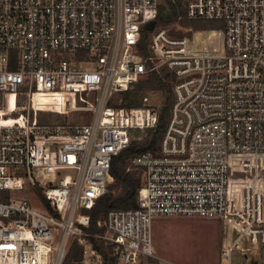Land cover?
Listing matches in <instances>:
<instances>
[{
    "label": "built area",
    "instance_id": "obj_1",
    "mask_svg": "<svg viewBox=\"0 0 264 264\" xmlns=\"http://www.w3.org/2000/svg\"><path fill=\"white\" fill-rule=\"evenodd\" d=\"M159 3L0 0V264H63L71 241L88 244L113 155L158 116L147 95L134 105L120 94L160 66L172 100L158 147L130 159L137 204L108 209L95 235L114 264H144L159 257L155 217L213 218L219 264L233 251L264 264V0H185L187 18L220 21L216 45L146 29ZM40 110L91 116L40 122Z\"/></svg>",
    "mask_w": 264,
    "mask_h": 264
},
{
    "label": "rangeland",
    "instance_id": "obj_2",
    "mask_svg": "<svg viewBox=\"0 0 264 264\" xmlns=\"http://www.w3.org/2000/svg\"><path fill=\"white\" fill-rule=\"evenodd\" d=\"M173 1L176 4L181 3L184 8L185 0ZM159 7L162 14L169 12L166 0H160ZM158 27L164 28L172 35L196 36L198 40H201V38L206 42L211 40L210 42L216 45L219 43L216 30L221 28V24L220 21L214 19H190L181 13L174 19L159 23ZM145 77L140 78L128 90V93L125 92L120 94V96L128 104L138 105L142 102V96L147 95L150 104L159 108L158 106L162 105L161 102L165 98V93L157 88L151 80H145ZM2 99L3 97L0 93V107L3 105ZM23 100L24 98L21 97L19 101ZM132 101L133 103H131ZM20 108L17 107L16 110ZM90 116L88 111L58 113L40 110L37 112V118H39L40 122L49 123L83 122L88 121ZM9 118H12V116H9ZM2 119L4 117H0V120ZM143 131V128L132 130L130 139L140 138ZM109 182H113V177H111ZM108 185L105 191L108 190ZM152 237L157 255L160 253L163 256L178 259L184 264H219L222 230L220 223L216 219L192 215L157 216L152 221ZM75 240L78 244L75 243ZM75 240L71 241L67 249V252L72 250L73 257L77 256V259H72V264H100L101 256L92 248L91 244L89 245L88 242L86 244L85 241L80 242L78 239ZM149 259L154 260V257ZM145 262L143 261L144 264H146ZM239 263V254L233 251L231 264Z\"/></svg>",
    "mask_w": 264,
    "mask_h": 264
},
{
    "label": "trees",
    "instance_id": "obj_3",
    "mask_svg": "<svg viewBox=\"0 0 264 264\" xmlns=\"http://www.w3.org/2000/svg\"><path fill=\"white\" fill-rule=\"evenodd\" d=\"M166 3L168 4L169 12L162 14V11L158 6L157 16L155 18L157 24L174 19L178 14L184 13V8L181 3L176 4L173 0H166ZM142 34L143 39L140 46L143 49V52L147 53L146 40L144 38L147 36L148 30L142 29ZM171 75L172 72L169 69L165 66H160L158 70L150 72L145 77V80H151L157 88L165 93V98L161 102L162 105L158 106L159 108L156 107L158 109L156 123L153 127L143 128L144 131L141 133L142 136L140 138H129L127 146L113 155L110 166V174L113 177V182L108 183V190L102 193L96 200L95 204L89 209L90 221L86 227L89 234L86 241L89 245L91 244L92 248L101 256L100 264H114L116 255L112 243L95 235L104 230V226L98 224L97 221L102 220L107 210L110 208L136 206L137 191L142 183L143 176L140 169L128 168L130 159L140 150H155L158 147L159 140L168 118L169 107L172 100ZM125 92L128 93V90L124 91V93ZM131 103H133V101ZM135 129L139 128H133L132 130ZM75 243L78 244L76 240ZM72 259H77V256L73 257L72 250H69L66 252L63 264H72Z\"/></svg>",
    "mask_w": 264,
    "mask_h": 264
},
{
    "label": "crops",
    "instance_id": "obj_4",
    "mask_svg": "<svg viewBox=\"0 0 264 264\" xmlns=\"http://www.w3.org/2000/svg\"><path fill=\"white\" fill-rule=\"evenodd\" d=\"M158 253V252H157ZM158 258L151 260L148 259L145 263L146 264H184L181 261H178V259H174V258H170V257H166L161 255L160 253H158Z\"/></svg>",
    "mask_w": 264,
    "mask_h": 264
},
{
    "label": "water",
    "instance_id": "obj_5",
    "mask_svg": "<svg viewBox=\"0 0 264 264\" xmlns=\"http://www.w3.org/2000/svg\"><path fill=\"white\" fill-rule=\"evenodd\" d=\"M155 23H156L155 19L149 20L148 22L145 23L144 27L146 29H151Z\"/></svg>",
    "mask_w": 264,
    "mask_h": 264
}]
</instances>
